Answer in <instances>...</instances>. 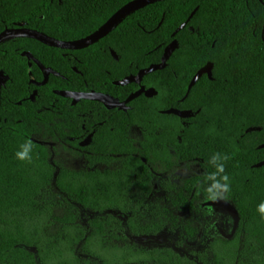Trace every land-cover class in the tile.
<instances>
[{"label":"trees","instance_id":"trees-1","mask_svg":"<svg viewBox=\"0 0 264 264\" xmlns=\"http://www.w3.org/2000/svg\"><path fill=\"white\" fill-rule=\"evenodd\" d=\"M128 1L0 0V31L23 25L73 41ZM207 64L210 74L194 80ZM76 91L122 104L76 98ZM38 135L70 144L87 167L56 166ZM29 142L31 159H18ZM192 161L199 173L171 178ZM262 161L264 0L157 1L82 49L27 36L0 42V264H264ZM156 177L177 210L206 214L200 206L221 195L236 212L232 235L187 252L131 240L127 231L155 235L168 219L190 238L199 234L166 206V220L144 219ZM80 207L128 218L107 211L83 224ZM27 218L60 230L43 242ZM77 245L95 263L80 258ZM60 250L68 255L58 257Z\"/></svg>","mask_w":264,"mask_h":264},{"label":"rangeland","instance_id":"rangeland-1","mask_svg":"<svg viewBox=\"0 0 264 264\" xmlns=\"http://www.w3.org/2000/svg\"><path fill=\"white\" fill-rule=\"evenodd\" d=\"M132 135L140 138L141 134L139 129L133 128ZM36 139L45 143L49 150H50V159L53 163H55L56 166H64L72 170H81L85 169L87 167V162L85 157L75 152L71 147L70 144L54 141L50 138H45L44 136H36ZM101 169L104 168V166L100 167ZM200 166L198 162H188L178 165L174 171L171 173V178L178 182L180 179L185 178L187 176L197 174L200 171ZM161 178L156 177L154 179L155 184V190L149 200L147 201V206L143 210L144 213V219H149L150 217L156 218V219H165V214L162 209L163 206L169 207L171 214L173 217H177L178 219H190L192 223L196 224L199 228V234L196 235L193 238H190L186 231L184 226H178L175 227L172 225V219L166 220L168 223L166 227L160 231L159 233L155 235H148V236H133V233L131 231H127L126 234L128 237L132 240H139L142 241V244L145 246H151L154 244L159 245H171L175 248H178L179 251L187 252L191 247H202L206 245L209 240H212L211 238L213 236H230L232 235V232L236 226V219L235 217L229 212L226 208H224L221 205H218L216 203V200L222 199L225 200L221 195L217 196L216 199L212 201H206L204 202L200 208L206 211V214L203 213H190L187 211H181L177 210L170 205V202L167 201V193L164 189H162L160 185ZM227 201V200H226ZM151 210V211H150ZM64 209L63 208H57L55 210V213L57 215H62ZM108 212H113L117 214L122 220H125L128 218V215L125 213H122L117 210H107ZM107 211H91L86 210L80 207L79 209V219L80 221H83L82 223L86 221L87 218L103 214ZM155 216V217H154ZM143 219V217H141ZM28 221V222H27ZM82 224V225H83ZM26 226L28 231L33 232L36 234L37 238L44 242V240L51 234H54V236H57L60 226L58 225H49L46 226V224L42 221L40 223L38 218H27L26 220ZM128 230V229H127ZM58 231V232H57ZM61 253H57V256H67V251L60 250ZM76 252L82 258L83 260L89 259V262L95 263V258L90 257L88 254L83 252L79 245L76 247ZM61 258V257H60ZM70 264V263H69ZM85 264V263H83Z\"/></svg>","mask_w":264,"mask_h":264},{"label":"water","instance_id":"water-1","mask_svg":"<svg viewBox=\"0 0 264 264\" xmlns=\"http://www.w3.org/2000/svg\"><path fill=\"white\" fill-rule=\"evenodd\" d=\"M161 1V0H130L121 7H119L103 24H101L96 30H94L89 35L73 40V41H67V40H61L52 36H49L45 33L40 32L39 30L27 26H14V27H6L2 31H0V42L16 36H27L34 38L44 44H47L49 46L59 47V48H66V49H82L85 48L95 42H97L99 39L104 37L110 29L119 21L120 18L127 15L129 12L134 11L138 8H141L143 6H146L148 4H152L154 2ZM211 64H207L204 68L201 69L200 73L195 76L194 80L198 78V76L203 72H208L210 74L211 72ZM50 70L47 69L46 72L48 73ZM72 95L76 98H86V99H92L97 100L100 102H103L104 104L108 106H116L121 105L122 102L115 101L112 97H110L108 94H105L100 91H76L73 92ZM90 140V136H88L82 144H87ZM264 161L260 162V164H263ZM216 203L218 205L223 206L226 208L233 216L236 215V212L232 205L222 199L216 200ZM33 252L37 254L36 248H32Z\"/></svg>","mask_w":264,"mask_h":264},{"label":"clouds","instance_id":"clouds-1","mask_svg":"<svg viewBox=\"0 0 264 264\" xmlns=\"http://www.w3.org/2000/svg\"><path fill=\"white\" fill-rule=\"evenodd\" d=\"M26 145H27V147L25 148L24 151H20V152L16 153L17 158L20 160H30L31 159V157L29 155V152L31 150V143L29 142ZM218 171H223L222 165L219 166ZM223 179L226 180L227 177H224ZM215 187H216V185L214 184L213 188H215ZM222 187H224L226 189V185L222 186ZM209 191H211V189ZM213 198H215V197L213 196ZM257 210L261 214V217L264 218V203L259 204Z\"/></svg>","mask_w":264,"mask_h":264},{"label":"flooded vegetation","instance_id":"flooded-vegetation-1","mask_svg":"<svg viewBox=\"0 0 264 264\" xmlns=\"http://www.w3.org/2000/svg\"><path fill=\"white\" fill-rule=\"evenodd\" d=\"M18 26H23V25H18ZM46 70H47V69H46ZM46 70H44V72H45V75H46V73H47V72H46ZM115 101H116V100H115ZM117 102H119V101H117ZM116 106H117V105H116Z\"/></svg>","mask_w":264,"mask_h":264}]
</instances>
